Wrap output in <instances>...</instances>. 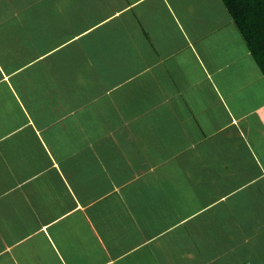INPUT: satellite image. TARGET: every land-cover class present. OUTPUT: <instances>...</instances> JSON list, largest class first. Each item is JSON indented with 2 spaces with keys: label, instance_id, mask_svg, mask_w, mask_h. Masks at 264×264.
Returning <instances> with one entry per match:
<instances>
[{
  "label": "crops",
  "instance_id": "obj_1",
  "mask_svg": "<svg viewBox=\"0 0 264 264\" xmlns=\"http://www.w3.org/2000/svg\"><path fill=\"white\" fill-rule=\"evenodd\" d=\"M254 254L264 74L223 0H0V264Z\"/></svg>",
  "mask_w": 264,
  "mask_h": 264
},
{
  "label": "trees",
  "instance_id": "obj_2",
  "mask_svg": "<svg viewBox=\"0 0 264 264\" xmlns=\"http://www.w3.org/2000/svg\"><path fill=\"white\" fill-rule=\"evenodd\" d=\"M223 2L264 74V0H223Z\"/></svg>",
  "mask_w": 264,
  "mask_h": 264
},
{
  "label": "rangeland",
  "instance_id": "obj_3",
  "mask_svg": "<svg viewBox=\"0 0 264 264\" xmlns=\"http://www.w3.org/2000/svg\"><path fill=\"white\" fill-rule=\"evenodd\" d=\"M252 245V240L250 241V239H249V241L247 242V244H246V247H250ZM254 255H258V256H264L263 254H254ZM248 258H250V260L252 259V257H248ZM252 261V260H251Z\"/></svg>",
  "mask_w": 264,
  "mask_h": 264
}]
</instances>
